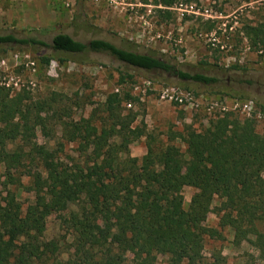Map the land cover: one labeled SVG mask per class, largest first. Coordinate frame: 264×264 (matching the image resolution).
<instances>
[{
    "label": "trees",
    "instance_id": "16d2710c",
    "mask_svg": "<svg viewBox=\"0 0 264 264\" xmlns=\"http://www.w3.org/2000/svg\"><path fill=\"white\" fill-rule=\"evenodd\" d=\"M157 1L171 6L178 0ZM246 34L256 44L263 41L264 29L249 25ZM0 44L49 49L51 55L39 56L44 65L52 56L66 60L56 55L61 53H105L127 65L161 70L185 81L205 85L217 81L104 39L83 42L58 32L47 41L0 33ZM26 93H11L0 85L5 186H23L27 178L26 187L34 195L23 212L13 191L6 187L4 196L0 193V264H112L127 252L133 253L131 264H155L158 253L168 254L175 263L210 264L201 252L204 236H220L218 229L203 224L210 212L218 217L219 227L232 231L235 245L247 241L264 261V135L256 131L253 120L225 114L201 131L186 126L181 138L187 159L175 145L150 144L138 159L128 149L130 140L142 135L135 133L138 127L130 129L136 115H122L118 109L122 101L137 100L128 91L107 96L104 124L99 127L91 117L56 116L57 108L31 102ZM51 123L61 126L63 140L78 145L83 161L65 159L57 148L37 142L38 131L47 138L54 135ZM113 132L119 142L111 141ZM184 186L196 189L187 209ZM72 204L78 208L67 216L71 251L62 258L59 243L46 240L45 224L50 214Z\"/></svg>",
    "mask_w": 264,
    "mask_h": 264
},
{
    "label": "rangeland",
    "instance_id": "374dc122",
    "mask_svg": "<svg viewBox=\"0 0 264 264\" xmlns=\"http://www.w3.org/2000/svg\"><path fill=\"white\" fill-rule=\"evenodd\" d=\"M249 25L264 29V0H178L171 6L157 0H0L1 34L35 35L49 41L62 32L83 42L104 39L166 59L183 71L217 79L209 85L185 81L94 52L56 54L66 60L60 62L52 56L44 65L39 56L51 55L49 49L0 44V85L11 93L26 91L31 102L51 104L57 108L56 116L72 120L91 117L98 127L104 124L107 96L128 91L137 100L122 101L118 109L122 115L135 113L130 129L138 127L135 133H142L130 140V156L140 159L148 144L156 148L175 145L187 159L181 138L186 126L201 131L212 120L229 114L253 120L256 131L264 135V38L252 44L246 34ZM39 30L46 32L40 34ZM50 126L54 135L47 138L38 131L37 142L57 148L65 159L83 161L78 145L61 138V126ZM110 138L113 142L120 139L115 132ZM4 177L0 165V193L4 196L8 187L24 212L34 199L26 187L27 178L22 180L23 186H5ZM195 191L191 186L183 187L184 209ZM217 203L216 198L213 205ZM77 208L72 204L46 219L45 238L59 243L62 258L71 251L67 216ZM203 224L220 232V236H204L201 252L210 264H264L252 244L232 242V231L219 227L214 212L207 214ZM132 259L133 253L127 252L120 262L112 264H131ZM155 264L187 261L175 263L168 254L158 253Z\"/></svg>",
    "mask_w": 264,
    "mask_h": 264
},
{
    "label": "built area",
    "instance_id": "2783aa9c",
    "mask_svg": "<svg viewBox=\"0 0 264 264\" xmlns=\"http://www.w3.org/2000/svg\"><path fill=\"white\" fill-rule=\"evenodd\" d=\"M180 5H181V4H180ZM205 11L207 12V10H205ZM164 92H165V91H164ZM163 96H164V95H162V97H163ZM169 98H170V99H172V98H173V96H170V95H169ZM175 99H176V100H178L179 102H181V101H182V99H181V98H179V97H176Z\"/></svg>",
    "mask_w": 264,
    "mask_h": 264
}]
</instances>
